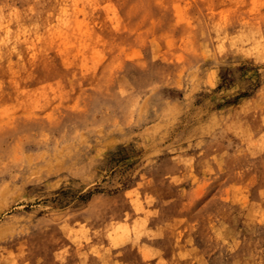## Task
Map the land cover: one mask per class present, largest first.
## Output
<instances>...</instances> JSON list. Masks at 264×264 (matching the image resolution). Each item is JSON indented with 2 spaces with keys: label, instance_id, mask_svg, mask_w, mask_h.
<instances>
[{
  "label": "rangeland",
  "instance_id": "1",
  "mask_svg": "<svg viewBox=\"0 0 264 264\" xmlns=\"http://www.w3.org/2000/svg\"><path fill=\"white\" fill-rule=\"evenodd\" d=\"M0 264H264V0H0Z\"/></svg>",
  "mask_w": 264,
  "mask_h": 264
},
{
  "label": "bare ground",
  "instance_id": "2",
  "mask_svg": "<svg viewBox=\"0 0 264 264\" xmlns=\"http://www.w3.org/2000/svg\"><path fill=\"white\" fill-rule=\"evenodd\" d=\"M237 242V241H236ZM242 257H244L243 255H241Z\"/></svg>",
  "mask_w": 264,
  "mask_h": 264
}]
</instances>
